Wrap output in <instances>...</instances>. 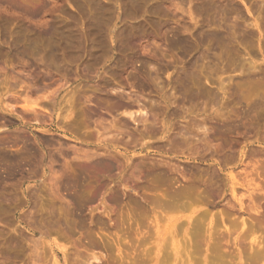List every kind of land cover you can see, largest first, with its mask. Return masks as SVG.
Instances as JSON below:
<instances>
[{
	"label": "rangeland",
	"instance_id": "rangeland-1",
	"mask_svg": "<svg viewBox=\"0 0 264 264\" xmlns=\"http://www.w3.org/2000/svg\"><path fill=\"white\" fill-rule=\"evenodd\" d=\"M263 82L264 0H0V264H264Z\"/></svg>",
	"mask_w": 264,
	"mask_h": 264
},
{
	"label": "bare ground",
	"instance_id": "bare-ground-1",
	"mask_svg": "<svg viewBox=\"0 0 264 264\" xmlns=\"http://www.w3.org/2000/svg\"><path fill=\"white\" fill-rule=\"evenodd\" d=\"M94 1H95V0H94ZM6 2H7V1H6ZM92 3H93V1H92ZM93 4H94V3H93ZM97 4H98V3H97ZM94 8H95V6L93 5V9H94ZM105 8H106V7H105ZM105 8H104V9H105ZM96 9H97V8H96ZM98 9H99V8H98ZM95 12H96V11H95ZM102 12H104V11H102ZM97 13H99V12H97ZM94 15L96 16L97 14H94ZM99 16H101V15L99 14ZM104 18H105V15H104ZM102 19H103V18H102ZM103 20H104V19H103ZM96 21H98V20H96ZM96 21H95V22H96ZM101 23H102V22H101ZM98 26H99V25H98ZM95 29H96V27H95ZM97 31H98V30H97ZM215 36H217V35H214V37H215ZM116 37H117V36H116ZM212 37H213V36H212ZM245 78L248 79V77H245ZM249 78H250V77H249ZM252 80H253V79H252ZM252 80H251V78H250V81H252ZM241 81H242V80H241ZM241 81H240V83H242V85H243V86H242V85H241V86L244 88V86L246 85L247 82L244 81V79H243L242 82H241ZM252 82H253V81H252ZM255 82H256V80H255ZM255 82H254V83H255ZM254 83H253L252 85H250V83H249V85H248V88H249V86H250V87H251V86L253 87L254 92H253V90L251 89L252 87L250 88V90H246L247 87L245 86L246 88H245L244 91L246 92V94L248 93L247 95H250L249 92H251V93H255V92H257V91H255L256 88L253 86V85H255ZM238 84H239V83H238ZM238 84H237V85H238ZM257 84H258V85H259V84L262 85V82H261V83L259 82V83H257ZM263 85H264V82H263ZM254 88H255V89H254ZM256 90H259V88L256 89ZM247 91H248V92H247ZM250 96H251V95H250ZM121 105H122V104H121ZM124 108H125V107H124ZM133 112H134V110H133ZM133 112H132V111H131V112H128V116L134 118L133 114L135 115L136 113H133ZM138 112H139V111H138ZM138 112H137V113H138ZM140 112H142V111L140 110ZM121 113H122V111H121ZM124 113H125V115H127V112L124 111ZM124 113H123V114H124ZM35 114H36V113H35ZM141 116L144 117V115H141ZM133 118H132V119H133ZM137 119H138V118H137ZM144 119H146V118L144 117ZM142 120H143V118H142ZM133 121H135V120L133 119ZM136 121H137V120H136ZM136 121H135V122H136ZM139 121H140V120H139ZM144 121H145V120H144ZM135 122H134V123H135ZM142 122H143V121H142ZM138 123H139V122H138ZM143 123H144V122H143ZM145 123H146V122H145ZM152 124H153V123H152ZM151 126H153V125H151ZM153 127H154V126H153ZM148 129H149V128H148ZM152 133H153V132H152ZM105 145H106V144H105ZM105 145H104V146H105ZM22 146H23V145H22ZM106 147H107V146H106ZM106 149H107V148H106ZM30 152H31V151H30ZM25 153H26V151H25ZM25 153H24V154H25ZM2 154H3V153H2ZM2 154H1V155H2ZM4 154H5V153H4ZM4 154H3V155H4ZM7 154H8V153H7ZM21 154H22V153H21ZM24 154H23V155H24ZM3 155H2L1 157H3ZM7 156H10V157H11V155H7ZM7 156L5 155V157H7ZM26 156H28V155L26 154ZM30 156H31V155H30ZM30 156H29V157H30ZM33 156H34V155H33ZM14 157H15V156H14ZM35 157H36V156H34L33 158L35 159ZM31 158H32V157H31ZM88 158H90V157H88ZM16 159H17V158H16ZM92 159H93V158H92ZM8 160H9V159H8ZM14 160H15V159H14ZM18 160H20V159H18ZM23 160H24V159H23ZM38 160H39V157H38ZM43 160H44V159H43ZM24 161H25V160H24ZM27 161H28V160H27ZM22 162H23V161H22ZM104 162H105V165H103L104 163H102V162H101L100 164H102V166H106V165L109 163V162L107 163L106 161H104ZM1 163H2V162H1ZM6 163H7V161H6ZM6 163H5V164H6ZM8 163H10V161H9ZM17 163H18V162H17ZM106 163H107V164H106ZM35 164H36V163H35ZM109 164H111V163H109ZM7 165H8V164H7ZM106 167H107V166H106ZM101 168H102V167H101ZM98 173H100V172H98ZM233 192H234V191H233ZM80 202H81V201H80ZM64 215H65V214H64ZM66 219H67V218H66ZM62 220H63V219H62ZM55 221H56V220H55ZM63 221H64V220H63ZM67 221H68V220H67ZM64 222H65V221H64ZM64 222H62L63 225L68 224L67 222H66V223H64ZM70 225H71V224H70ZM67 226H68V225H67ZM67 226H66V227H67ZM63 227H64V226H63ZM67 228H68V227H67ZM70 228H71V226H70ZM56 261H57V260H56Z\"/></svg>",
	"mask_w": 264,
	"mask_h": 264
}]
</instances>
